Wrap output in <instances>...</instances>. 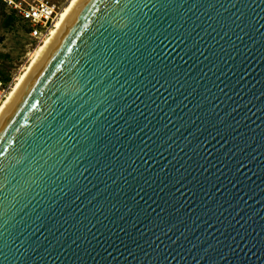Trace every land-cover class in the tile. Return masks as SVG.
<instances>
[{
  "label": "water",
  "instance_id": "obj_1",
  "mask_svg": "<svg viewBox=\"0 0 264 264\" xmlns=\"http://www.w3.org/2000/svg\"><path fill=\"white\" fill-rule=\"evenodd\" d=\"M0 264H264V0H86L0 126Z\"/></svg>",
  "mask_w": 264,
  "mask_h": 264
},
{
  "label": "built area",
  "instance_id": "obj_2",
  "mask_svg": "<svg viewBox=\"0 0 264 264\" xmlns=\"http://www.w3.org/2000/svg\"><path fill=\"white\" fill-rule=\"evenodd\" d=\"M69 1L60 4L50 0H0V5L27 22L30 28L28 37L32 42L31 48H34L30 49L32 53L28 52L30 61L36 50L52 36ZM17 79L5 82L0 78V108L12 92Z\"/></svg>",
  "mask_w": 264,
  "mask_h": 264
},
{
  "label": "bare ground",
  "instance_id": "obj_3",
  "mask_svg": "<svg viewBox=\"0 0 264 264\" xmlns=\"http://www.w3.org/2000/svg\"><path fill=\"white\" fill-rule=\"evenodd\" d=\"M85 2L86 0H71L69 2L62 14L61 20L57 24V28L53 31L52 36L36 50L25 73L22 74L20 78V75L18 76L12 92L0 108V126L10 115L24 91L32 83L40 69L49 59L65 31Z\"/></svg>",
  "mask_w": 264,
  "mask_h": 264
},
{
  "label": "rangeland",
  "instance_id": "obj_4",
  "mask_svg": "<svg viewBox=\"0 0 264 264\" xmlns=\"http://www.w3.org/2000/svg\"><path fill=\"white\" fill-rule=\"evenodd\" d=\"M50 1L60 4L66 2V0ZM5 13L7 14L0 13V70L8 74L11 79L19 75L20 78L30 63L28 52L32 53L30 49L34 48H31L32 42L25 33L22 24L6 25V17L11 12L7 10ZM25 66L26 68L23 70Z\"/></svg>",
  "mask_w": 264,
  "mask_h": 264
},
{
  "label": "trees",
  "instance_id": "obj_5",
  "mask_svg": "<svg viewBox=\"0 0 264 264\" xmlns=\"http://www.w3.org/2000/svg\"><path fill=\"white\" fill-rule=\"evenodd\" d=\"M6 11H7V9L5 7H3L2 5H0V13L7 14V13H5ZM17 23L22 24L25 33L28 35L30 28H29L27 22H25L23 19H21L20 17H18L16 14H14L12 12L9 15H7L6 25L17 24ZM0 78L2 80H4L5 82H8L11 79V77L2 70H0Z\"/></svg>",
  "mask_w": 264,
  "mask_h": 264
}]
</instances>
